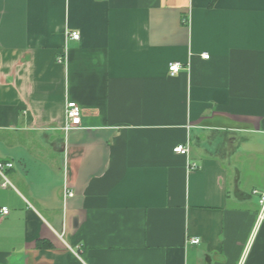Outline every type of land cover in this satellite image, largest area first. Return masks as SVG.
Returning a JSON list of instances; mask_svg holds the SVG:
<instances>
[{
  "label": "crops",
  "instance_id": "crops-1",
  "mask_svg": "<svg viewBox=\"0 0 264 264\" xmlns=\"http://www.w3.org/2000/svg\"><path fill=\"white\" fill-rule=\"evenodd\" d=\"M211 2L0 0V264H264V0Z\"/></svg>",
  "mask_w": 264,
  "mask_h": 264
},
{
  "label": "built area",
  "instance_id": "built-area-1",
  "mask_svg": "<svg viewBox=\"0 0 264 264\" xmlns=\"http://www.w3.org/2000/svg\"><path fill=\"white\" fill-rule=\"evenodd\" d=\"M68 38L70 40H78L79 39V34L78 32H70L67 34ZM204 59H207L208 56L207 55H203ZM57 63H62L64 61L63 57H58L56 59ZM169 73L171 75L176 74L179 71V66L178 64H171L168 68ZM81 114H82V110L81 108L74 102H68L66 104V109H65V117L67 120V124L65 126V131L70 130L72 128H78L81 125ZM173 152L175 154H180V155H187L188 153V149L185 146L182 145H178L175 148H173ZM12 164L11 163H2L0 162V178L2 180L0 187L1 188H7L9 186H11V183L9 182V180L6 178V176L4 175V171L6 169H10L12 168ZM196 165L195 164H191L189 165V169L193 170L196 169ZM66 195L68 197H72V193L71 192H66ZM253 195L257 196L258 199V214L256 217V227H258L263 221H264V192H258V191H253ZM0 214L1 215H7L8 214V210L6 208H1L0 209ZM199 242V240L197 238L191 239L189 241L190 244H197Z\"/></svg>",
  "mask_w": 264,
  "mask_h": 264
},
{
  "label": "water",
  "instance_id": "water-1",
  "mask_svg": "<svg viewBox=\"0 0 264 264\" xmlns=\"http://www.w3.org/2000/svg\"><path fill=\"white\" fill-rule=\"evenodd\" d=\"M78 219L74 218L72 227L75 229L77 227Z\"/></svg>",
  "mask_w": 264,
  "mask_h": 264
},
{
  "label": "trees",
  "instance_id": "trees-1",
  "mask_svg": "<svg viewBox=\"0 0 264 264\" xmlns=\"http://www.w3.org/2000/svg\"><path fill=\"white\" fill-rule=\"evenodd\" d=\"M215 0H212V2L211 3H213Z\"/></svg>",
  "mask_w": 264,
  "mask_h": 264
}]
</instances>
